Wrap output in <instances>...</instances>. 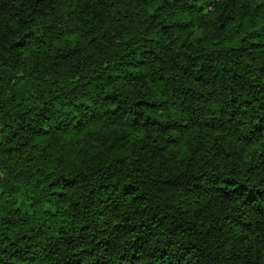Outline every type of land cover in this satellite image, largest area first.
Returning a JSON list of instances; mask_svg holds the SVG:
<instances>
[{
  "label": "trees",
  "instance_id": "obj_1",
  "mask_svg": "<svg viewBox=\"0 0 264 264\" xmlns=\"http://www.w3.org/2000/svg\"><path fill=\"white\" fill-rule=\"evenodd\" d=\"M0 264H264V0H0Z\"/></svg>",
  "mask_w": 264,
  "mask_h": 264
}]
</instances>
